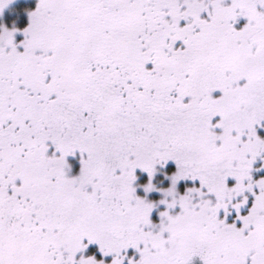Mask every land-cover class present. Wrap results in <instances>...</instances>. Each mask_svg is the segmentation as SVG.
I'll use <instances>...</instances> for the list:
<instances>
[{
    "label": "snow or ice",
    "instance_id": "1",
    "mask_svg": "<svg viewBox=\"0 0 264 264\" xmlns=\"http://www.w3.org/2000/svg\"><path fill=\"white\" fill-rule=\"evenodd\" d=\"M0 264H264V0L0 26Z\"/></svg>",
    "mask_w": 264,
    "mask_h": 264
},
{
    "label": "trees",
    "instance_id": "2",
    "mask_svg": "<svg viewBox=\"0 0 264 264\" xmlns=\"http://www.w3.org/2000/svg\"><path fill=\"white\" fill-rule=\"evenodd\" d=\"M32 2L33 0H24L17 5L11 6L13 12L11 15L6 16L5 19V24L9 29L13 27L23 29L28 24V12L32 9Z\"/></svg>",
    "mask_w": 264,
    "mask_h": 264
},
{
    "label": "rangeland",
    "instance_id": "3",
    "mask_svg": "<svg viewBox=\"0 0 264 264\" xmlns=\"http://www.w3.org/2000/svg\"><path fill=\"white\" fill-rule=\"evenodd\" d=\"M22 1H24V0H12V3L8 4V6L4 8L3 12L0 13V26L7 27L8 28V26L5 24V19H6V16L11 15L12 12H13L11 10V6L12 5L13 6L14 5H17L20 2H22ZM37 2H38V0H33L32 5L30 4L32 6V9L31 10H34L35 9ZM18 36H20L19 33H18Z\"/></svg>",
    "mask_w": 264,
    "mask_h": 264
}]
</instances>
